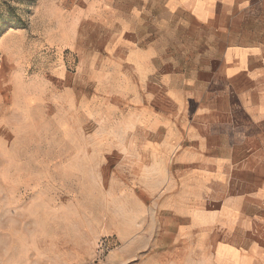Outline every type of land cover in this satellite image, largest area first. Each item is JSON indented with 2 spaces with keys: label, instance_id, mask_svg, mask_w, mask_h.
<instances>
[{
  "label": "crops",
  "instance_id": "crops-1",
  "mask_svg": "<svg viewBox=\"0 0 264 264\" xmlns=\"http://www.w3.org/2000/svg\"><path fill=\"white\" fill-rule=\"evenodd\" d=\"M66 1L104 35L73 49L86 221L60 262L264 264V0Z\"/></svg>",
  "mask_w": 264,
  "mask_h": 264
},
{
  "label": "rangeland",
  "instance_id": "rangeland-1",
  "mask_svg": "<svg viewBox=\"0 0 264 264\" xmlns=\"http://www.w3.org/2000/svg\"><path fill=\"white\" fill-rule=\"evenodd\" d=\"M78 5L0 0V264H60L75 226L86 221L77 207L86 163L75 160L73 127L88 131L90 117L79 113L85 102H71L81 92L72 88L73 49L88 36L99 57L104 33L81 18L74 25ZM107 241L96 246L102 254ZM94 260L101 264L103 255Z\"/></svg>",
  "mask_w": 264,
  "mask_h": 264
},
{
  "label": "built area",
  "instance_id": "built-area-1",
  "mask_svg": "<svg viewBox=\"0 0 264 264\" xmlns=\"http://www.w3.org/2000/svg\"><path fill=\"white\" fill-rule=\"evenodd\" d=\"M83 264H97V261H96V260H92V261H90V262L83 263Z\"/></svg>",
  "mask_w": 264,
  "mask_h": 264
}]
</instances>
